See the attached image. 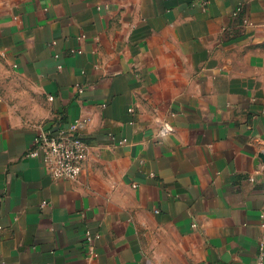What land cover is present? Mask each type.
Segmentation results:
<instances>
[{
  "label": "crops",
  "instance_id": "0c3cea01",
  "mask_svg": "<svg viewBox=\"0 0 264 264\" xmlns=\"http://www.w3.org/2000/svg\"><path fill=\"white\" fill-rule=\"evenodd\" d=\"M78 117L53 180L26 155ZM263 205L264 0H0V264H251Z\"/></svg>",
  "mask_w": 264,
  "mask_h": 264
},
{
  "label": "built area",
  "instance_id": "2783aa9c",
  "mask_svg": "<svg viewBox=\"0 0 264 264\" xmlns=\"http://www.w3.org/2000/svg\"><path fill=\"white\" fill-rule=\"evenodd\" d=\"M97 10H101L100 7ZM239 10L233 15L236 16ZM244 25H248V21H243ZM55 43L53 42L52 45ZM81 50H71L68 55H81ZM55 58H59L55 56ZM62 66H58L60 70ZM76 94L82 95L84 87L77 85L75 87ZM51 100V98H49ZM131 112V110L129 111ZM89 124L86 117H78L69 121L67 125L60 127L55 125L47 130L38 131L32 142V148L27 153V157L31 159H40L45 165L49 176L56 181H76L81 177L84 171L85 162L89 155L90 146L88 145L83 131ZM108 139L117 145L126 143V139L117 140L112 135ZM150 176H153L150 174ZM45 203L41 204V208ZM262 236L258 241V248L255 260L251 264H264V205L260 211ZM100 239L98 233L85 231L82 241V248L86 258L96 256V242Z\"/></svg>",
  "mask_w": 264,
  "mask_h": 264
}]
</instances>
